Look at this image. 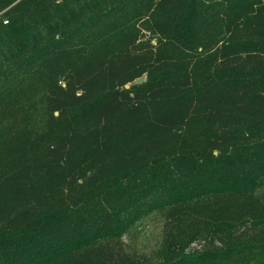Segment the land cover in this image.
I'll return each mask as SVG.
<instances>
[{
	"label": "trees",
	"instance_id": "1",
	"mask_svg": "<svg viewBox=\"0 0 264 264\" xmlns=\"http://www.w3.org/2000/svg\"><path fill=\"white\" fill-rule=\"evenodd\" d=\"M0 264H264V0H0Z\"/></svg>",
	"mask_w": 264,
	"mask_h": 264
},
{
	"label": "rangeland",
	"instance_id": "2",
	"mask_svg": "<svg viewBox=\"0 0 264 264\" xmlns=\"http://www.w3.org/2000/svg\"><path fill=\"white\" fill-rule=\"evenodd\" d=\"M161 226V217L157 214H151L131 229L127 239L132 246L145 245L148 250L160 233Z\"/></svg>",
	"mask_w": 264,
	"mask_h": 264
},
{
	"label": "water",
	"instance_id": "3",
	"mask_svg": "<svg viewBox=\"0 0 264 264\" xmlns=\"http://www.w3.org/2000/svg\"><path fill=\"white\" fill-rule=\"evenodd\" d=\"M146 76L145 75H142L140 76L139 78H137L134 83H142L144 80H145ZM126 87H129V84H126L125 85Z\"/></svg>",
	"mask_w": 264,
	"mask_h": 264
}]
</instances>
